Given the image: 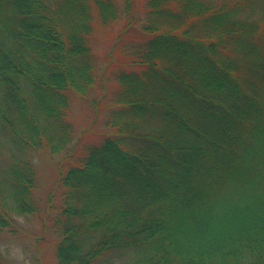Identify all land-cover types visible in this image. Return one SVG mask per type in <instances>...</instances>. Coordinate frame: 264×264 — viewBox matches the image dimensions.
Here are the masks:
<instances>
[{
    "label": "trees",
    "instance_id": "1",
    "mask_svg": "<svg viewBox=\"0 0 264 264\" xmlns=\"http://www.w3.org/2000/svg\"><path fill=\"white\" fill-rule=\"evenodd\" d=\"M96 20L135 36L114 133L47 191L56 264H264V0H0V236L42 211L34 157L69 150Z\"/></svg>",
    "mask_w": 264,
    "mask_h": 264
},
{
    "label": "rangeland",
    "instance_id": "2",
    "mask_svg": "<svg viewBox=\"0 0 264 264\" xmlns=\"http://www.w3.org/2000/svg\"><path fill=\"white\" fill-rule=\"evenodd\" d=\"M143 2L144 0H135L137 8ZM135 14L140 15L139 10ZM126 36L134 37L135 32L124 20L107 25H102L97 20L94 22L89 42L99 70L97 84L86 97L76 96L71 105L69 120L73 124V139L69 150L64 149L59 154L43 150L34 157L35 206L41 207L42 211L16 218L13 230L9 226L0 236V252L9 264H56V238L49 227L56 214L55 209L60 204V190L58 188L53 192L50 207L47 191L54 188L64 171L78 164L88 146L114 133L106 121L112 107V92L117 89L113 74L124 68V63L130 60L123 47ZM128 259L125 255L116 254L108 259L102 258L95 264H126Z\"/></svg>",
    "mask_w": 264,
    "mask_h": 264
}]
</instances>
